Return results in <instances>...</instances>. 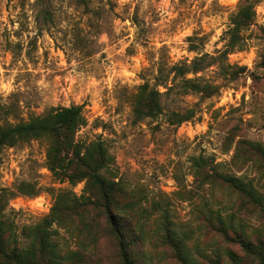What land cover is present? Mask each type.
<instances>
[{
	"label": "rangeland",
	"instance_id": "obj_1",
	"mask_svg": "<svg viewBox=\"0 0 264 264\" xmlns=\"http://www.w3.org/2000/svg\"><path fill=\"white\" fill-rule=\"evenodd\" d=\"M38 2L0 0V127L83 107L77 140L103 142L113 159L112 221L135 264H264V0H44L43 15ZM196 61L204 70L175 79ZM150 91L160 113L140 118ZM49 147L0 153L22 245L23 227L70 198L80 204L53 228L58 252L124 264L101 192L54 177Z\"/></svg>",
	"mask_w": 264,
	"mask_h": 264
},
{
	"label": "trees",
	"instance_id": "obj_2",
	"mask_svg": "<svg viewBox=\"0 0 264 264\" xmlns=\"http://www.w3.org/2000/svg\"><path fill=\"white\" fill-rule=\"evenodd\" d=\"M82 4H88L92 0H80ZM38 5L41 14L49 12V4L39 0ZM244 25L251 18V8H244L241 13ZM202 61H196L191 66H178L173 70L176 78L188 73H198L204 70ZM190 82L185 84L190 85ZM186 88V87H185ZM156 91H150L145 101H139L136 111L140 118L156 117L160 113L159 98ZM195 117L194 112H189L182 117L179 123L190 121ZM87 124L82 106H71L52 109L44 116L32 118L29 122L19 123L6 127H0V153L7 147H15L32 140H47L50 142L47 160L48 168L61 182L69 181L77 184L86 181L87 185L98 189L103 198V214L109 217L113 233L118 240L120 256L124 264H135L130 253V236L120 222H113V206L117 183L105 178L107 174H113L111 164L112 157L101 141H93L90 144L77 140L78 132ZM202 162V163H201ZM204 160L197 162V168H202ZM204 168H202L203 170ZM14 195L4 192L0 195V264H75L79 256L73 253L71 256H62L53 242V235L58 231L54 226L62 225V214L77 210L73 204L79 205L77 200L60 198L65 204L57 203L52 213L46 216L42 222L36 225L23 227L22 235L29 240L27 246H23L18 234L15 219L6 213L8 201ZM73 203V204H71ZM84 211H89L93 206L92 201L80 205ZM108 221V220H107ZM245 246V245H244ZM247 247V246H246Z\"/></svg>",
	"mask_w": 264,
	"mask_h": 264
}]
</instances>
